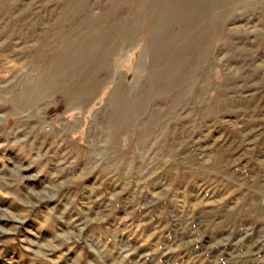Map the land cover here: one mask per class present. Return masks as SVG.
<instances>
[{
	"label": "rangeland",
	"instance_id": "obj_1",
	"mask_svg": "<svg viewBox=\"0 0 264 264\" xmlns=\"http://www.w3.org/2000/svg\"><path fill=\"white\" fill-rule=\"evenodd\" d=\"M0 264H264V0H0Z\"/></svg>",
	"mask_w": 264,
	"mask_h": 264
}]
</instances>
